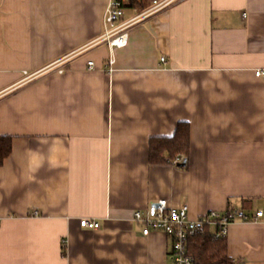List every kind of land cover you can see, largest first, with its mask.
I'll list each match as a JSON object with an SVG mask.
<instances>
[{"label": "crops", "instance_id": "1", "mask_svg": "<svg viewBox=\"0 0 264 264\" xmlns=\"http://www.w3.org/2000/svg\"><path fill=\"white\" fill-rule=\"evenodd\" d=\"M107 4L0 0V264H171V239L134 221L159 200L192 219L242 209L227 253L264 264V0H179L113 50ZM179 123L187 166L152 164L150 139Z\"/></svg>", "mask_w": 264, "mask_h": 264}, {"label": "built area", "instance_id": "2", "mask_svg": "<svg viewBox=\"0 0 264 264\" xmlns=\"http://www.w3.org/2000/svg\"><path fill=\"white\" fill-rule=\"evenodd\" d=\"M178 1L149 0L145 10L134 18L125 20V6H129L130 0H108L103 18L105 32L100 42H105L110 50L125 47L128 43V30L133 25L173 6ZM114 62V58L110 56L106 67L108 72L113 71ZM165 62L166 59L161 58V63ZM63 65L64 61L59 60L51 64L47 70H56L59 74H64L66 70L62 68ZM88 66L94 67V63L89 62ZM24 76L23 82H30L38 76V73L24 72ZM255 77L264 81V70H257ZM262 216L263 212L259 211L255 218ZM252 220L242 209L235 208H230L226 212L211 211L198 219H192L187 206L172 208L168 206L166 200H159L147 214L140 211L134 214V221L143 225V235L148 236L152 232H160L171 239V249L168 254L171 264H196L189 253L188 246L189 241L197 234H202L205 230L210 229L216 238H225L234 222H250ZM80 226L92 230L100 227L99 223L90 220H81Z\"/></svg>", "mask_w": 264, "mask_h": 264}, {"label": "trees", "instance_id": "3", "mask_svg": "<svg viewBox=\"0 0 264 264\" xmlns=\"http://www.w3.org/2000/svg\"><path fill=\"white\" fill-rule=\"evenodd\" d=\"M146 0H130L129 6L142 12L147 7ZM191 128L188 123H179L175 133L169 138H151L149 141V161L152 164H162L167 161L176 165L186 162L190 154ZM12 150V140L0 137V166L9 157ZM189 253L196 264H235L227 253V237L216 238L210 229L197 234L189 241Z\"/></svg>", "mask_w": 264, "mask_h": 264}, {"label": "water", "instance_id": "4", "mask_svg": "<svg viewBox=\"0 0 264 264\" xmlns=\"http://www.w3.org/2000/svg\"><path fill=\"white\" fill-rule=\"evenodd\" d=\"M185 164H186V162L184 161V162H182V163L178 164V166H179V167H184V166H185ZM155 206H156V205H155Z\"/></svg>", "mask_w": 264, "mask_h": 264}]
</instances>
